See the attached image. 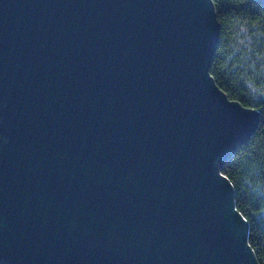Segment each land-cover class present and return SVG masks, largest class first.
Returning a JSON list of instances; mask_svg holds the SVG:
<instances>
[{"label":"water","instance_id":"obj_1","mask_svg":"<svg viewBox=\"0 0 264 264\" xmlns=\"http://www.w3.org/2000/svg\"><path fill=\"white\" fill-rule=\"evenodd\" d=\"M218 41L211 0H0V264H259Z\"/></svg>","mask_w":264,"mask_h":264},{"label":"trees","instance_id":"obj_2","mask_svg":"<svg viewBox=\"0 0 264 264\" xmlns=\"http://www.w3.org/2000/svg\"><path fill=\"white\" fill-rule=\"evenodd\" d=\"M211 1L219 41L209 74L230 100L259 113L256 131L220 172L249 225L248 245L264 264V0Z\"/></svg>","mask_w":264,"mask_h":264}]
</instances>
